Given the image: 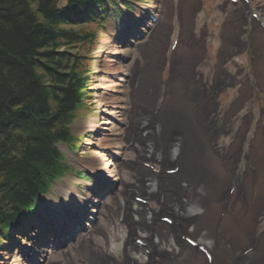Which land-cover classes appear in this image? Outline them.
I'll list each match as a JSON object with an SVG mask.
<instances>
[{"label":"bare ground","instance_id":"bare-ground-1","mask_svg":"<svg viewBox=\"0 0 264 264\" xmlns=\"http://www.w3.org/2000/svg\"><path fill=\"white\" fill-rule=\"evenodd\" d=\"M196 3L197 0H185L183 5L185 4L186 6V15L190 13L191 5ZM165 7L168 10V6L165 5ZM242 9L243 6L239 10L236 9L233 13L238 16H242ZM185 18L188 20V16ZM251 20L253 24L258 27L257 22L253 19ZM165 26L168 27L167 23H165ZM119 36L120 35H118V37ZM154 36L155 38L153 42L142 50L143 62L142 64L137 65L139 71H136V69L130 71V83L132 84V90L127 102L129 103V106L133 108V105H137V103H140V101L143 100L148 109L152 110V108H154L158 114L153 122L156 126H158V131L155 132L151 128L144 129V131L153 139V150L151 151V155L149 157H140L141 155L135 157L134 162L130 165L141 171L142 174L154 176V173L152 174L149 172V168H145L141 164L146 162L147 165H153L154 171L164 177L167 176L163 171L164 169L177 166L179 167L178 172L176 173L175 178L167 179V186L171 189H178L180 184L184 183L188 185V190L202 188L205 192V199L208 198L209 195L215 194L226 186L230 177L231 180L227 185L229 187L234 185L238 186L241 181L244 183H250L252 186L249 187L248 184L249 188L246 190L245 206L238 208L236 205L230 215L225 214L223 216L221 224L225 227L232 225L233 229L239 231L240 234L235 242V245L242 249L247 245L248 236L250 235L248 234L247 237L245 236L248 229L245 228L246 226L244 227L243 221L248 223L251 218V214L255 210L259 209V206L264 207V193L253 187L256 179H264V170H261L264 168V138L260 133V129L248 126V122H250L249 119L252 118V115H250L248 110H246V106L245 109L241 111L240 117L236 119L231 118V114H233L235 108L242 104V96L244 94H249V81L243 80L241 86L237 88L236 80L232 76L229 77L225 75L216 63H210L208 70L200 72L194 69L192 70L191 68L185 69L179 65H174L172 74L177 73L179 76H175L173 79L167 81L166 85L162 88L163 92L159 97L158 91H160V86L159 81L155 78V75L157 71H159L158 65L161 60L159 57H161L164 46L167 47V44L170 42L168 41L167 33L161 34L159 28L155 29ZM221 37L227 38L229 41H237L238 47L243 46L245 43L244 36L241 35V31L236 30L235 27H224ZM119 38L123 40L124 36H120ZM180 39V43H177V51L181 56H187L186 58H188V64L194 63L195 60L201 56V47L195 48L192 45L190 47L189 45L185 46L184 36L180 37ZM250 45L253 50L256 49V52L259 53V57L257 59L258 61H255L252 66L259 76L258 83L264 86V76L261 77L259 75V71L264 69L263 29L255 28L251 30ZM117 46L113 45L110 52L114 55H123V53H125L126 46L124 45L123 48H118ZM219 46L220 59L218 63H220V61L225 57V54L227 57L230 52L228 42L225 47L219 42ZM111 61L112 58L108 59V68H111L112 70L114 68L119 72L124 71L122 74L127 73V70H124L126 69L124 65L120 62ZM113 63H115V67ZM184 80L186 81L185 91L181 87V85L185 83ZM121 81L122 78H119V82L115 85L120 87ZM199 86L207 87L208 90L204 91L199 88ZM224 86L229 88L232 95L230 96L229 102L226 106L221 108L218 113H214L217 114V116H215L213 112L215 110L214 102L216 101L213 96L208 95V91L212 92ZM149 89H151V92L147 95V91ZM236 91L240 93L239 96L234 95ZM117 100L119 103L115 105L114 110L113 107L109 105ZM122 100L123 98H120V96L116 97L112 95H110L108 100L101 99L100 102L97 103L99 115L91 119L82 120L88 130L95 132V137L92 141V144H95V148L91 150L92 154L90 159H88L90 169L99 175H105V178H108V180L115 183H121V179L119 177V170L116 165L111 162V159L113 156H118V158L121 156L123 153L122 149L127 146L130 140L128 138L130 128H133V125L130 124L126 127V129L119 128L116 125L117 123L122 122L126 116H129L131 112L123 111L125 103H121ZM158 103L160 105V109H156L154 106V104L157 106ZM206 104L209 107L208 110ZM234 126H236V128H234ZM252 129H254V131H251ZM233 134H236L237 137H235L231 142ZM249 140H251L250 142H253L252 146L247 145ZM103 142L106 144H102ZM99 143H101L100 145L102 146L104 145L108 147V149L104 151L100 148V145H98ZM174 146L176 152L173 157L167 161L165 158H168L169 156L171 157L169 153L171 152V148ZM61 148L63 149V147ZM213 148H216L221 154L220 159L215 157ZM141 150L143 152L147 151L145 147ZM158 152L161 153L160 159H156ZM247 152L251 153L252 158L246 155ZM239 165V171H236L237 173L234 172L233 169H237ZM216 175H218V178L221 181L219 184L215 182L217 180ZM140 187V191L144 194H152V192H148L147 187H143L142 184H140ZM121 189L124 190L123 185H121ZM71 196L75 201H82L81 203L87 202V204L92 205L88 206L90 208L88 210L89 213L97 212L95 209L97 206L93 205L94 202L97 201L94 199L89 200L87 199L88 196L75 193L73 191H71ZM130 196L131 194L129 193H126L125 195L126 198H129ZM166 198L169 199L168 197ZM217 211L218 208L215 206L213 209L209 210L205 218L204 225L208 230V234H210L213 230L207 226H210L213 220H215L214 217H216ZM40 212L43 214V211ZM164 212H166V210ZM160 214L162 215V213ZM168 215L170 217L177 218L170 213H168ZM38 217L42 218L40 214ZM158 223L160 226L163 224L161 222ZM197 225L201 224L199 223ZM183 227L184 224L181 223V226L177 229V231H185ZM18 237L19 235H16L15 239L18 240ZM180 243H183V246L181 245L182 247H188L184 241H180ZM212 252L214 254V258H216L215 261L213 260V264H219L221 261V255H217L215 247L212 248ZM0 255L3 259L1 260L2 263L12 264V262H9L8 260H11L12 254L0 250ZM263 255L264 239L259 250L255 254H250L243 261L247 262V260H249L250 264H254L251 262V259ZM41 256V253L40 256H37L38 260H40ZM46 257L48 258L47 255ZM240 257H238L239 260L236 259L235 261V258L229 257V260L226 263L237 264V262L241 261ZM12 259L15 260L19 258H14L13 256ZM20 264L29 263L21 261ZM204 264L206 263L204 262Z\"/></svg>","mask_w":264,"mask_h":264},{"label":"trees","instance_id":"trees-1","mask_svg":"<svg viewBox=\"0 0 264 264\" xmlns=\"http://www.w3.org/2000/svg\"><path fill=\"white\" fill-rule=\"evenodd\" d=\"M105 1L0 0V237L59 169L54 144L70 138L89 74L76 48L94 37L72 18Z\"/></svg>","mask_w":264,"mask_h":264},{"label":"rangeland","instance_id":"rangeland-1","mask_svg":"<svg viewBox=\"0 0 264 264\" xmlns=\"http://www.w3.org/2000/svg\"><path fill=\"white\" fill-rule=\"evenodd\" d=\"M145 1V0H143ZM148 3H146L147 5H149L150 7L147 8H153L154 5H157L156 8H153L154 10L157 8H163V6H165V4L168 2V0H147ZM173 1V0H171ZM177 3L180 0H176ZM176 1L174 3H176ZM202 1V8H196L193 10V14L191 15L190 21L193 24V28H192V24L191 27H187L185 31H187L186 34H188L189 31H192L191 35V39L194 38V43L193 45H195V43L200 46L201 45V40H204L203 45H207V50L204 49L203 47V56L201 57V59L199 60V62L195 65V68H201L204 70L208 69V66L206 65V63L209 62H218L219 61V57H218V53H219V47L217 48L216 44L213 42L214 38V33L215 37H217L219 34L222 33L223 27L228 26L229 22H231L232 24H234L233 22L235 21V17L231 16L229 13L233 12V10L231 9V4H227V3H221V13H225V15L221 14L220 15L215 11V9L219 6L220 4V0H201ZM65 0H57L56 4H58V6H62L64 5ZM133 2L135 3V0H133ZM145 3V2H143ZM251 7H253L255 10L257 9V11L264 17V0H251ZM136 4V3H135ZM140 14H138V12L136 14H138L139 17H142V11H144L143 9H139ZM220 11V10H219ZM229 11V12H228ZM256 11V12H257ZM190 17V15H189ZM246 18H248V16H246ZM201 22L205 24V28H203V25H201ZM106 25V29H102L100 26L99 22H91L88 24H84V25H77L75 27H80L83 30L86 31H90L94 34V38L92 37L90 39L89 42L85 43L82 47H81V43L77 45L76 50L80 51L82 54L85 55V59H86V63L83 66L86 70H88V79H87V83L86 86L84 88V99L81 101V105L79 106V108L76 110L75 112V116L72 117L70 123L66 126L68 128V132L71 135V146L74 147L75 151L74 153H71V151L66 152V150H63L61 148L60 143H58L56 146H54L55 148L57 147L58 149V154H59V158L56 161V165L58 166V164L61 165V163H63L65 165V167H67L69 170L71 171H80V170H89L87 167L89 166L88 164V159H90L91 157V150L93 148H95V144H92L93 138L95 137V132H92L91 130H88L86 125L84 124V121H82L83 119H91L94 118L96 116L99 115V108L97 106V103L100 102V100H108L110 95L112 96H120V98H123L122 102L124 101V103H126L128 97L130 96V90H131V83H130V74L131 72L128 71H132L135 70L139 71L137 68V65L142 63V59H141V49L144 48L145 45L143 44H137L134 46L128 45L127 43H120V38H117L118 34L116 32V27L112 26V23H104ZM207 25V26H206ZM221 25V26H220ZM250 24H247L245 26V33H247V27ZM174 28V24L173 27ZM173 31V30H172ZM200 31L203 33L201 34ZM125 33V32H124ZM173 32H169L168 36L171 37ZM187 36V35H186ZM118 39V40H117ZM187 41V39H186ZM146 42V41H145ZM113 45L117 46L118 48H123L124 45H126V49H125V53H123V55H114L110 52V50H112ZM212 46L214 47L212 49ZM240 52V50H239ZM111 53V54H110ZM119 56V57H118ZM239 57H233V61L238 62L239 64H241V62L247 63V61H245L247 58H245V55H238ZM246 56L248 57V52L246 54ZM111 62H120L122 65H124V67L126 69H124L125 71L128 68L127 73L122 74L123 72H119L118 70L114 69L113 70L111 68H108V59H111ZM210 58V59H209ZM114 67H115V63H113ZM126 65V66H125ZM203 65V66H202ZM221 66L223 67V69L225 71H227L228 73H233L236 70V66L233 65V62H228L227 57H225L222 61H221ZM250 70V69H249ZM90 71V72H89ZM119 78H122V81L120 82V87L116 86L117 82H119ZM116 84V85H115ZM261 91H264L263 88H261ZM255 92V90H252L251 92V96L250 98L248 97L247 102H249L253 96V93ZM216 93V96H218V93H220V98L222 100L225 99V89L221 90V92L218 90ZM126 100V101H125ZM263 100V98H262ZM110 103V102H108ZM118 100L110 103L109 106H112L113 109L115 110V105L118 104ZM120 106V105H119ZM118 106V107H119ZM143 106L142 105H136L135 109H136V115L138 114H142L144 113V117L143 114L136 120L134 121V126L139 127V128H143V126H145L146 124L151 127V128H156L155 124L153 123L152 120H150V117L147 115L148 112H144L143 111ZM118 109V108H117ZM147 109V108H146ZM238 113V112H237ZM119 128L124 127V124L122 122H119L116 124ZM135 127V128H136ZM126 129V127H125ZM126 131V130H125ZM142 143H145L144 145L146 146V150L147 153L146 155H150L149 152H151V147L152 144L147 142H144L143 140H138L137 142L134 143V147L135 149L132 150V153L130 154V152H128L131 156H135L136 155V150L139 149L140 145ZM101 143H99L98 145H100ZM102 144H106V143H102ZM106 146H102L100 145V148H103ZM171 152L169 153V155H171V157L169 156L168 158H165L167 161H169L174 153H175V149L174 147L171 148L170 150ZM161 158V153H157V157L156 159H160ZM87 166V167H86ZM90 167V166H89ZM128 169V168H127ZM129 170V169H128ZM86 172V171H85ZM120 173L122 175V177L124 178H128V181H145L143 182L144 184H150V191H155L156 190V183L157 180L155 178H150V177H143L142 174L139 175H135L132 171H126L125 169H120ZM87 174V172H86ZM139 177V178H138ZM138 178V179H137ZM93 180L90 179V177H86L84 179H77L74 175L72 176L71 174H68L67 172L63 174L62 178H60L59 180H57L55 182V184L61 185L62 184V190H58V191H54L53 189H50L47 193V195L45 196V199H50V200H57V202L60 200L63 202V204H61V207H66L68 206L67 204L64 203H73L75 205V207L77 208H81V205H79L78 201H75L74 198L71 196V191L75 192V193H80V194H85L88 196L89 199H91L92 197H94L95 193L90 191L88 188V185L92 182ZM94 182V181H93ZM184 196V193H181ZM165 196V197H164ZM164 198H166V195H163ZM162 196H160L159 199L161 200H169V199H164ZM170 197V196H169ZM120 198V196H119ZM33 199V198H32ZM182 199V198H181ZM36 202V201H35ZM45 201H40V203L37 201L38 206H36L37 210H34L31 215L32 217H34V215L37 216L36 212H40L41 210H43V204ZM201 202V201H200ZM171 203V202H170ZM174 203V202H172ZM73 204L72 207H73ZM106 204L112 205V202H109L107 200ZM123 204L122 202H120V205ZM114 205V204H113ZM172 205V204H171ZM44 206H46L44 204ZM48 207V210L52 209V210H56L53 206H51L49 203H47L46 209ZM105 207V206H104ZM104 207L101 208V216L100 218L104 219V221H102L100 224H106V227L103 226L102 229H106V233H107V238L106 240L103 239L101 236H98V239L96 242H98L100 245L103 246L104 250H107L106 253L108 254H116V255H120V248H121V241L124 238V236L126 235L124 233L123 230V225L120 224L119 219L120 216L115 215L113 213L110 212V210H106ZM39 208V209H38ZM59 208V206H58ZM137 209V208H136ZM175 210H178L179 212L182 213H186L188 215L191 214H195L197 212L200 211V209L198 208H193V206L190 205H185L183 208H180L178 206H174ZM193 211V213H192ZM191 212V214H190ZM63 213V212H62ZM106 214V216L104 215ZM187 216V215H185ZM32 219V218H31ZM99 224V226H101ZM114 225V226H112ZM162 232V230H161ZM26 234H19L18 240L14 239V236H10L9 239L7 240H3L0 239V250H2L3 252H9L10 254H12V258L14 256V258H19V259H8L9 262H12V264H20L21 261L23 262H27L26 260L29 259L28 258V254H32V252L28 249L30 246L31 249L33 248L32 244H27L26 246ZM166 238H163V240H165ZM23 243H21V241H23ZM39 240V239H38ZM32 241V240H31ZM33 242V241H32ZM35 242H37V240L35 239ZM159 245L161 243H163L164 241H159ZM165 242H167L165 240ZM205 242L207 244L211 243V240L207 239L205 240ZM12 243V244H11ZM34 243V242H33ZM39 243V241H38ZM40 246V245H39ZM3 248V249H2ZM54 260H50L49 263L50 264H62L60 260H58V258L56 256H53ZM2 256L0 255V264H4L1 262ZM7 260V261H8ZM30 262V261H28ZM31 264H34L32 262H30Z\"/></svg>","mask_w":264,"mask_h":264}]
</instances>
